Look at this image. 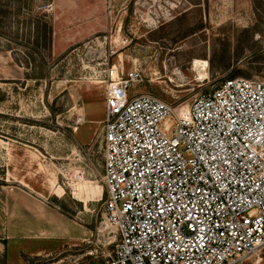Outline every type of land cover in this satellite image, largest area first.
<instances>
[{
	"label": "rangeland",
	"instance_id": "rangeland-1",
	"mask_svg": "<svg viewBox=\"0 0 264 264\" xmlns=\"http://www.w3.org/2000/svg\"><path fill=\"white\" fill-rule=\"evenodd\" d=\"M114 66L138 74L130 96L181 109L224 80H264V0H0V264L110 259L101 122ZM87 181L99 200L75 198Z\"/></svg>",
	"mask_w": 264,
	"mask_h": 264
},
{
	"label": "built area",
	"instance_id": "built-area-1",
	"mask_svg": "<svg viewBox=\"0 0 264 264\" xmlns=\"http://www.w3.org/2000/svg\"><path fill=\"white\" fill-rule=\"evenodd\" d=\"M136 78L104 93L107 264H245L264 249V80H224L184 113L130 96Z\"/></svg>",
	"mask_w": 264,
	"mask_h": 264
},
{
	"label": "bare ground",
	"instance_id": "bare-ground-1",
	"mask_svg": "<svg viewBox=\"0 0 264 264\" xmlns=\"http://www.w3.org/2000/svg\"><path fill=\"white\" fill-rule=\"evenodd\" d=\"M114 69L117 73V67L116 66H114ZM198 75L200 78H203L205 76V72L202 70L200 72V74H198ZM116 83L117 82L115 80L114 83L112 84V86H115ZM182 110L184 113H186L188 111V106H183ZM62 192H63V189L60 187L54 188L52 191V193L54 195H56L57 197H61ZM74 196L78 201L84 202V203H87L89 201L99 200V198H100L99 186L97 185V183H94L92 181H87L84 184L79 183V185L77 187V191L75 190Z\"/></svg>",
	"mask_w": 264,
	"mask_h": 264
},
{
	"label": "crops",
	"instance_id": "crops-1",
	"mask_svg": "<svg viewBox=\"0 0 264 264\" xmlns=\"http://www.w3.org/2000/svg\"><path fill=\"white\" fill-rule=\"evenodd\" d=\"M12 208V207H11ZM13 209V208H12ZM8 215H9V211H8ZM9 216H11V218L13 217V215L10 213V215ZM17 217V216H16Z\"/></svg>",
	"mask_w": 264,
	"mask_h": 264
}]
</instances>
